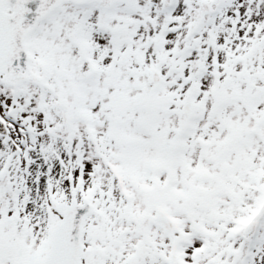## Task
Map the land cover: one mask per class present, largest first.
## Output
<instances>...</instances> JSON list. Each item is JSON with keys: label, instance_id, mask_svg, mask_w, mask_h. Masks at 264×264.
I'll use <instances>...</instances> for the list:
<instances>
[{"label": "snow or ice", "instance_id": "1", "mask_svg": "<svg viewBox=\"0 0 264 264\" xmlns=\"http://www.w3.org/2000/svg\"><path fill=\"white\" fill-rule=\"evenodd\" d=\"M0 264H264V0H0Z\"/></svg>", "mask_w": 264, "mask_h": 264}]
</instances>
